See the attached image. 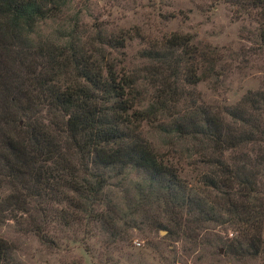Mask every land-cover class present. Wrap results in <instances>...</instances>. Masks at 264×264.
Segmentation results:
<instances>
[{"label": "trees", "instance_id": "obj_1", "mask_svg": "<svg viewBox=\"0 0 264 264\" xmlns=\"http://www.w3.org/2000/svg\"><path fill=\"white\" fill-rule=\"evenodd\" d=\"M223 1L253 12L264 45V0ZM66 3L0 0V193L6 192L0 223L32 221L34 215L49 221L44 208L29 213L32 193L20 189H33L45 204L64 202L72 209L69 218L58 214L64 226L72 220L98 224L115 249V241L130 237L119 226L122 217L109 199L108 182L111 174L130 169L144 176L154 194L157 213L148 222L150 231L162 229L179 242L214 248L226 264H264V82L222 111L187 100L165 80L146 98L100 51L86 52L77 41L32 45L37 23L58 16ZM99 37L98 44L122 48L129 35L104 43ZM188 42L171 35L165 46L181 50L185 81L195 85L204 64L216 59L187 48ZM144 128L158 136L160 147ZM191 154L193 175L186 177L181 158ZM45 189L54 195L38 193ZM217 220L233 233L215 250L218 241L204 245L200 225ZM32 232L49 242L40 228ZM0 264H14L2 238Z\"/></svg>", "mask_w": 264, "mask_h": 264}, {"label": "rangeland", "instance_id": "obj_2", "mask_svg": "<svg viewBox=\"0 0 264 264\" xmlns=\"http://www.w3.org/2000/svg\"><path fill=\"white\" fill-rule=\"evenodd\" d=\"M66 1L58 16L37 23L30 37L32 45L54 47L77 41L86 52L100 51L102 57L112 61L116 71L122 70L136 81L137 90L146 98L159 81L165 80L173 83L187 100L191 97L208 110L222 111V107L233 105L247 92L263 86L264 45L259 39V27L253 12L240 5L223 0ZM97 34L102 43L109 38L112 41L123 35L129 37L122 40V48H112L98 44ZM171 35L187 38V48L204 50L216 59L204 64L202 74H196L200 79L197 84L185 81L181 50L165 46ZM262 118L264 121V115ZM143 130L160 147L161 140L150 132L152 129ZM181 159L187 165L186 177H191L190 164L195 161V154ZM147 186L144 176L134 170L110 175L107 193L120 210V228L124 227L130 237L125 243L115 241V249L109 245L108 233L98 224L72 220L64 226L58 214L62 212L69 218L72 209L64 202L45 204L35 198L33 189H20L23 194L32 193L27 209L30 213L44 208L49 221L42 222L35 215L32 221L6 220L0 223V238L10 245L14 264H226L214 254V248L179 242L162 229L150 231L148 222L157 212L152 202L154 194ZM38 193L54 195L47 189ZM59 193H65L64 188ZM5 194L2 190L0 198ZM36 227L51 243L50 239L48 243L41 241L32 232ZM200 229L204 245L218 241L215 250L233 233L221 220L203 223Z\"/></svg>", "mask_w": 264, "mask_h": 264}, {"label": "water", "instance_id": "obj_3", "mask_svg": "<svg viewBox=\"0 0 264 264\" xmlns=\"http://www.w3.org/2000/svg\"><path fill=\"white\" fill-rule=\"evenodd\" d=\"M219 252L221 253V250Z\"/></svg>", "mask_w": 264, "mask_h": 264}]
</instances>
